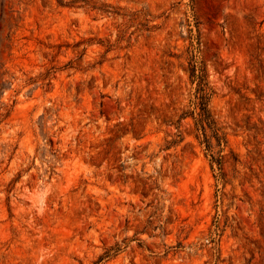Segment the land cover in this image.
Segmentation results:
<instances>
[{"label": "rangeland", "instance_id": "374dc122", "mask_svg": "<svg viewBox=\"0 0 264 264\" xmlns=\"http://www.w3.org/2000/svg\"><path fill=\"white\" fill-rule=\"evenodd\" d=\"M0 114V264H264V0H0Z\"/></svg>", "mask_w": 264, "mask_h": 264}, {"label": "trees", "instance_id": "16d2710c", "mask_svg": "<svg viewBox=\"0 0 264 264\" xmlns=\"http://www.w3.org/2000/svg\"><path fill=\"white\" fill-rule=\"evenodd\" d=\"M59 4H62L59 1ZM192 81L197 83V92L195 95L194 110L191 112H184L180 116V121L187 118H192L194 120L196 138H202L201 144L206 146L207 150H211L213 146V140L216 141L217 146H220L225 141V135L222 133L221 129L217 126L214 121L211 111L209 109V101L211 95L209 93L208 83L206 81L207 75L204 68H198L197 66L192 67L191 71ZM1 115V114H0ZM178 137H180L178 135ZM177 140L165 142V149H169L177 144ZM107 252L101 259L108 256Z\"/></svg>", "mask_w": 264, "mask_h": 264}]
</instances>
